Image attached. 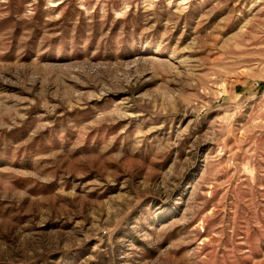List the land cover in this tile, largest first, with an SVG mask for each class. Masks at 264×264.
<instances>
[{"label":"rangeland","instance_id":"374dc122","mask_svg":"<svg viewBox=\"0 0 264 264\" xmlns=\"http://www.w3.org/2000/svg\"><path fill=\"white\" fill-rule=\"evenodd\" d=\"M264 0H0V264H264Z\"/></svg>","mask_w":264,"mask_h":264},{"label":"trees","instance_id":"16d2710c","mask_svg":"<svg viewBox=\"0 0 264 264\" xmlns=\"http://www.w3.org/2000/svg\"><path fill=\"white\" fill-rule=\"evenodd\" d=\"M262 86L264 87V84H262Z\"/></svg>","mask_w":264,"mask_h":264}]
</instances>
